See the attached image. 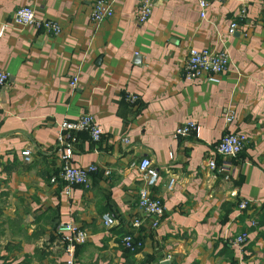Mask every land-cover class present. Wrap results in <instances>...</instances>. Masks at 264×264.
<instances>
[{"label": "crops", "instance_id": "0c3cea01", "mask_svg": "<svg viewBox=\"0 0 264 264\" xmlns=\"http://www.w3.org/2000/svg\"><path fill=\"white\" fill-rule=\"evenodd\" d=\"M94 1L0 0V70L9 73L0 90V263L67 264L56 230L73 222L89 235L73 264H264V0L212 2L204 18L194 0H155L142 24L134 19L141 0H109L112 14L98 25L89 20ZM21 5L40 22H57L60 33L14 24ZM189 48L227 52L218 83L183 77ZM83 113L94 115L102 136L71 133V164L97 170L89 188L66 194L61 179L51 181L61 168L58 125ZM186 121L196 132L175 139ZM225 132L248 135L239 155L215 152ZM142 157L159 170L151 192L164 212L156 227L145 219L133 230ZM241 200L250 202L242 211ZM103 213L115 221L109 228ZM130 231L140 247L132 254L121 242ZM242 231L247 243L232 245Z\"/></svg>", "mask_w": 264, "mask_h": 264}, {"label": "built area", "instance_id": "2783aa9c", "mask_svg": "<svg viewBox=\"0 0 264 264\" xmlns=\"http://www.w3.org/2000/svg\"><path fill=\"white\" fill-rule=\"evenodd\" d=\"M155 0H141L136 6L134 19L138 24L144 23L150 16ZM200 10V17L204 18L206 8L212 2H220L222 0H194ZM112 8L109 0H95L89 14V20L98 25L103 20L111 16ZM246 15V8L242 7L237 13V19L242 20ZM233 20L228 26V32L233 34L237 27L238 22ZM12 22L16 25H23L29 27H43L44 30L56 36L60 33L61 29L57 22L53 20H46L40 22L30 5H21L15 9L12 15ZM5 25L0 28V36H2ZM229 57L225 50H215L207 48H189L186 55V60L182 69L183 77L186 79L203 78L209 83H218L220 75L225 73L229 68ZM9 73L0 70V90L7 83ZM77 76L72 77L70 85L75 86ZM125 99L129 102H135L137 97L133 94H126ZM233 111H228L225 116V122L230 123L233 118ZM197 130V125L193 121H186L184 124L179 125L173 137L179 139L193 134ZM82 131L87 133L92 142H98L102 136V129L97 123L94 115L90 113H83L74 119H63L58 125V132L56 137L57 152L61 161V168L57 177H52L51 181L54 182L56 178L61 179L65 183L64 192L69 194L73 187L81 186L89 188L90 175L97 170L95 165L88 166H75L71 164L72 149L69 144L68 138L71 133ZM124 142H129L127 137L122 139ZM248 135L239 132H225L215 145V152L221 156L235 157L245 150L248 143ZM30 149L21 151L26 162L31 160ZM207 166L210 170H215L217 165L213 158L207 161ZM137 171L142 179V184L137 191V208L140 211L139 216H134L130 222L131 228L137 230L142 225L145 219L151 221V226L156 227L159 223L160 217L164 212V205L158 197L154 196L151 192L158 180L159 170L152 163L149 157H142L137 163ZM224 166L221 167V171ZM107 173L109 171H106ZM227 177V176H226ZM175 182V178L171 177L168 181L167 188L171 189ZM248 200H241L238 203V209L242 211L249 206ZM101 220L105 228H109L114 224V219L108 214L103 213ZM56 234L60 241L64 253L67 255V264H73L74 253L76 247L84 243L88 238V232L85 229L77 227L73 222H64L58 225ZM133 236L134 233L125 234L121 238L124 248L133 249ZM249 240V233L242 231L235 235L230 243L232 245L242 246ZM1 264V263H0Z\"/></svg>", "mask_w": 264, "mask_h": 264}, {"label": "trees", "instance_id": "16d2710c", "mask_svg": "<svg viewBox=\"0 0 264 264\" xmlns=\"http://www.w3.org/2000/svg\"><path fill=\"white\" fill-rule=\"evenodd\" d=\"M58 176V174L55 176V177H57ZM56 180H58V178H56ZM237 204V203H236ZM132 232L130 231V232H127V233H125V234H131ZM124 234V235H125ZM133 244H134V246H133V249H126V251L129 253V254H132V253H135V252H137L138 251V249L140 248L139 246H137V239H135L134 238V236H133Z\"/></svg>", "mask_w": 264, "mask_h": 264}, {"label": "water", "instance_id": "95a60500", "mask_svg": "<svg viewBox=\"0 0 264 264\" xmlns=\"http://www.w3.org/2000/svg\"><path fill=\"white\" fill-rule=\"evenodd\" d=\"M160 264H170V261H168V260H163V261L160 262Z\"/></svg>", "mask_w": 264, "mask_h": 264}]
</instances>
